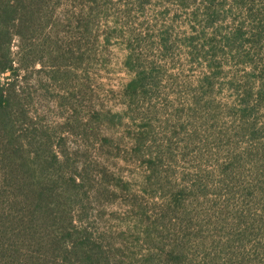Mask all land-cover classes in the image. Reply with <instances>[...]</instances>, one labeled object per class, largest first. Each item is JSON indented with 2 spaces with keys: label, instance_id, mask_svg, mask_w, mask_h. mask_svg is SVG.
Wrapping results in <instances>:
<instances>
[{
  "label": "rangeland",
  "instance_id": "obj_1",
  "mask_svg": "<svg viewBox=\"0 0 264 264\" xmlns=\"http://www.w3.org/2000/svg\"><path fill=\"white\" fill-rule=\"evenodd\" d=\"M50 7L45 27L31 35L43 58L29 66L27 88L34 120L76 169L96 178L81 221L133 263L176 236L199 256L245 238L236 240L230 226L264 213V105L240 94L246 81L232 76L244 66L231 61L214 70L228 75L199 84L204 61L191 62L202 30L227 29L229 19L194 32L189 7L163 0H52ZM19 42L14 35L11 49ZM50 60L67 70L56 80L47 77ZM143 62L151 69L141 72Z\"/></svg>",
  "mask_w": 264,
  "mask_h": 264
},
{
  "label": "trees",
  "instance_id": "obj_2",
  "mask_svg": "<svg viewBox=\"0 0 264 264\" xmlns=\"http://www.w3.org/2000/svg\"><path fill=\"white\" fill-rule=\"evenodd\" d=\"M51 1L0 0V264H264L262 212L249 223L230 226L235 227L236 240L246 236L243 239L218 242L219 248L203 250L199 256L184 247L188 239L176 236L167 249L155 246L148 254L141 253L135 263L112 251L96 235L95 226L91 230L90 225L81 221V215L87 219L85 204L94 197L90 193L91 181L96 178L88 176L87 169H76L64 150L58 148L59 142L52 141L45 126L34 120L32 96L27 88L29 66L43 58L35 52L31 35L40 32L52 16ZM163 1L174 3L179 11L189 7L185 13L194 32L199 26L229 19V28L218 26L210 34L202 30L199 36L204 38L200 53L191 58L193 63L196 58L204 61L199 84L210 77L228 75L214 70L233 61L235 66H244L232 76L246 81L240 94L254 96L253 105L263 106L264 0H204L195 7L192 5L196 0ZM87 17L88 14L84 16L83 28L90 31ZM161 34H157L159 45L164 47L166 38ZM14 35L20 42L12 50L10 42ZM61 49L57 47L58 51ZM128 49L132 52L136 48L130 43ZM51 62L47 77L56 80L66 67ZM41 64L37 72L45 66ZM129 65L135 67L134 74H140L132 60ZM139 66L141 72L150 68L144 62ZM145 84L156 82L138 81L136 85ZM248 102L249 98L242 101Z\"/></svg>",
  "mask_w": 264,
  "mask_h": 264
}]
</instances>
